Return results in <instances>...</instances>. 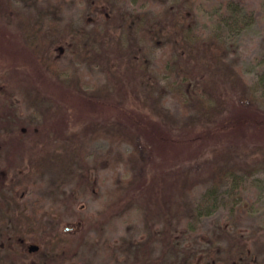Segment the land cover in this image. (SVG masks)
I'll list each match as a JSON object with an SVG mask.
<instances>
[{
	"label": "rangeland",
	"instance_id": "374dc122",
	"mask_svg": "<svg viewBox=\"0 0 264 264\" xmlns=\"http://www.w3.org/2000/svg\"><path fill=\"white\" fill-rule=\"evenodd\" d=\"M239 1L252 26L226 33L224 0H0V264H264V125L240 117L264 0ZM35 23L56 73L26 43ZM132 112L191 143L151 148ZM232 166L236 211L197 215Z\"/></svg>",
	"mask_w": 264,
	"mask_h": 264
},
{
	"label": "trees",
	"instance_id": "16d2710c",
	"mask_svg": "<svg viewBox=\"0 0 264 264\" xmlns=\"http://www.w3.org/2000/svg\"><path fill=\"white\" fill-rule=\"evenodd\" d=\"M220 10V15L215 23V27H217L216 31L222 29L223 31H226V33L239 32L252 26L253 18H251V16L253 13L250 12L239 0H224ZM147 23L148 27L144 26L145 29L150 30L152 28V31H159V33L167 30H177L179 25L178 21L174 19L173 24H171L169 28L161 26L156 30L157 28L154 26L153 21H147ZM26 27H28L26 43L35 55L37 61L45 66L48 71L56 73L57 67L51 62L56 61L55 56H52V54H54V50H56L57 46L55 43L51 47L46 46V43L38 37L36 31L40 30V28L37 23L29 24ZM180 31L183 34L179 33L178 36H182L183 38L180 40L175 39L173 44L175 47L181 49L186 47V44L191 43L192 38L194 37L193 34L196 33V27L189 26V28H182ZM214 46L215 42L213 41L208 44L210 49L205 53L208 56V60H215L216 58V52L215 49H213ZM218 49L220 50V48ZM257 65L258 70L256 71V79L251 84H247L246 94L244 97L240 98L242 106L247 109V114L240 117L246 118L244 123L253 122V120L257 121L255 118H261L258 123H263L264 125V55L258 60ZM244 108L242 109L245 110ZM132 114L135 116L134 112H132ZM133 123L138 128V132H144L149 138H151V142L148 143L151 148L159 145V148L169 150L173 148L172 146L176 147L180 145L185 147L187 146V143H191L192 141L191 139H188V142L185 140L184 143H182L181 141L175 140L172 137L173 134L171 130L167 129L165 126L166 129H164L161 123L153 122L149 117L146 119L144 116H141L139 119H136L135 116L133 118ZM243 168L244 167L236 166L227 167V169L224 171L222 170L219 175H216L213 184L205 190L200 202L196 205V214L205 215L202 212L204 210V213L212 214L216 208L226 207H230L229 213L236 211L240 199H238V196L235 193H237V191L239 192L240 188L241 191L239 193L242 192L243 185L246 181L244 174L245 170L243 171ZM249 174L251 173L249 172L247 174L246 172V175ZM228 204L231 206H227ZM215 261L217 263V260Z\"/></svg>",
	"mask_w": 264,
	"mask_h": 264
},
{
	"label": "water",
	"instance_id": "95a60500",
	"mask_svg": "<svg viewBox=\"0 0 264 264\" xmlns=\"http://www.w3.org/2000/svg\"><path fill=\"white\" fill-rule=\"evenodd\" d=\"M38 249H39V246L34 245V244L30 245L29 248H28L29 252H35Z\"/></svg>",
	"mask_w": 264,
	"mask_h": 264
}]
</instances>
